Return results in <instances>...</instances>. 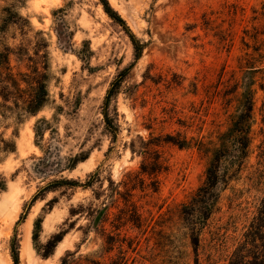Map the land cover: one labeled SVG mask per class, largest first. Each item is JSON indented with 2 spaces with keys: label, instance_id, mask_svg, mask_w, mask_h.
<instances>
[{
  "label": "rangeland",
  "instance_id": "obj_1",
  "mask_svg": "<svg viewBox=\"0 0 264 264\" xmlns=\"http://www.w3.org/2000/svg\"><path fill=\"white\" fill-rule=\"evenodd\" d=\"M108 1L146 43L111 99L116 131L102 112L112 80L134 60L124 26L100 0H0V50L10 49L0 74V264H12L15 230L19 264H227L264 192L262 90L251 153L218 186L195 249L181 209L205 179L242 84L264 83V0ZM42 72L47 98L31 114L25 100ZM61 179L78 185L42 192L16 224L33 195ZM37 217L38 250L66 230L48 257L32 242Z\"/></svg>",
  "mask_w": 264,
  "mask_h": 264
},
{
  "label": "trees",
  "instance_id": "obj_2",
  "mask_svg": "<svg viewBox=\"0 0 264 264\" xmlns=\"http://www.w3.org/2000/svg\"><path fill=\"white\" fill-rule=\"evenodd\" d=\"M104 12L116 22L124 26L133 48L134 60L128 66L121 69L117 76L112 80L110 87L104 98L103 115L104 120L108 128L117 130V127L113 123L112 117L108 113V108L112 97L118 91V88L123 81L128 70L133 66L134 62L139 59L146 43L140 41L127 27L125 20L120 14L110 5L108 0H100ZM15 23V21H11ZM8 47H4L0 50V74L1 65L5 67L9 61ZM46 52L42 55L44 58ZM46 58V57H45ZM43 69H46V61H43ZM254 71V70H253ZM46 74L42 72L36 77L35 85H33V94L28 100H25V111L31 114H35L45 103L47 98V89L45 85ZM243 83V90L237 98V109L230 115L227 128L219 133L216 141V145L209 150V161L205 169V179L203 183L196 189L190 200L182 206L181 214L185 226L189 229L191 242L194 249L198 245L199 231L204 225L205 221L211 216L215 209V205L218 202V186L225 185L227 182L235 176L241 164L249 157L251 153L252 144V126L255 121L254 117V104L255 95L258 89L262 90L264 98V83L261 82L258 88L252 87L255 83ZM264 106V99L262 102ZM263 110V108H262ZM262 123L264 124V113L262 115ZM115 126V127H114ZM38 127V126H37ZM35 134H38V130L35 129ZM165 140L177 144L180 147L187 146L185 139L177 141L173 135H167ZM264 143V140L261 142ZM260 153L257 155L258 163V175L264 174V146H260ZM86 157L75 158V162L83 161ZM230 160V165L233 168L230 173L222 170V161ZM157 169L154 167L147 168L141 166L143 174L153 175ZM231 174V175H229ZM234 174V175H232ZM258 176V177H259ZM59 185H78V182L70 179L55 180L44 187H42L37 193L33 195L31 200L27 202L24 210L20 213L16 224L22 223L27 216L28 210L34 201L40 197L42 192H46L51 188ZM86 184L85 186H88ZM103 209L100 210L98 218L100 217ZM42 218L37 217L33 224L32 230V242L34 248L43 257H48L53 253L56 245L62 240L66 233V230H60L53 233L44 244H41V249L35 246L38 241L39 232L41 229ZM10 255L12 257V264H19V239L17 230L12 234L9 241ZM227 264H264V192L259 199L256 206V211L251 220L249 221L240 241L235 245Z\"/></svg>",
  "mask_w": 264,
  "mask_h": 264
}]
</instances>
